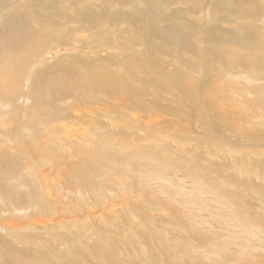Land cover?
Segmentation results:
<instances>
[{
    "label": "bare ground",
    "instance_id": "1",
    "mask_svg": "<svg viewBox=\"0 0 264 264\" xmlns=\"http://www.w3.org/2000/svg\"><path fill=\"white\" fill-rule=\"evenodd\" d=\"M263 126L264 0H0V264H264Z\"/></svg>",
    "mask_w": 264,
    "mask_h": 264
},
{
    "label": "rangeland",
    "instance_id": "2",
    "mask_svg": "<svg viewBox=\"0 0 264 264\" xmlns=\"http://www.w3.org/2000/svg\"><path fill=\"white\" fill-rule=\"evenodd\" d=\"M206 1V0H205ZM142 18H141V20H142V25H147L148 24V21H147V19L142 15L141 16ZM146 22V23H145ZM146 44H145V47L143 48V51L144 52H147L148 54H153L154 52H156V49H154V47L151 45V43L150 42H145ZM165 51V54H166V56H167V58H166V64H164V65H168L167 67H165V68H163V71H166L167 72V76H168V78H166L165 80H167V81H169L170 80V82H172L178 89H179V91H181V95H183V102H177L175 105L176 106H178V107H180L181 108V110H183V111H185L186 112V109L189 111V116H188V118H186V121H185V123H184V125L183 126H181L180 127V129H179V131H178V135L181 137V138H186V141H188V139L189 138H191V133L192 132H195V131H197L198 130V125H200L201 123H202V119L200 120V117H201V113H200V115L198 114L199 112H197L198 110L201 112V108H199L200 107V105H199V103H201V101L202 100H206V99H208V97L207 96H205L204 98H198V95H195V97L193 98V95L191 94V92L189 91V89L188 88H190L189 86V84L187 83V90H186V80L184 79V70H185V67L182 65V66H180L179 65V63H178V61H177V56H176V54L173 52V50H172V48L171 49H169V50H164ZM147 53H145L144 55H143V59L145 60V62L146 63H150V59H149V57H148V54ZM154 62V61H153ZM151 63V65L149 66L150 68H154V69H157L156 67H158L159 65H157V63L155 62V64L154 63ZM155 66V67H154ZM208 77L207 78H203V81L204 82H207L208 81ZM218 85L220 86V89H222V92H223V94L224 95H228V92H227V89H229V86H230V84H228V81H225V82H219L218 83ZM187 91V92H186ZM188 93H190V94H188ZM188 98V99H187ZM192 98V99H191ZM228 100V99H227ZM224 101H226V100H224ZM193 102V103H192ZM179 104V105H178ZM190 104H192V105H194V106H192L191 105V107H189L190 106ZM189 105V106H188ZM198 107V110H197V107ZM209 110H211V109H209ZM191 112V113H190ZM210 112V111H209ZM209 112H207V114L206 115H209ZM191 114V115H190ZM196 114V115H195ZM144 115V114H143ZM193 115V116H192ZM197 115H199V116H197ZM141 117H142V114H141ZM137 120H140V117L137 119ZM141 120H143V119H141ZM140 120V121H141ZM162 127L164 128V125H162ZM263 128H264V126H263ZM132 135L131 134V132L129 131L128 132V136L126 135V134H124L123 133V135H122V137H130V136ZM133 141H136L135 139L133 140ZM260 142L261 143H263V139H261L260 140ZM140 145H142V144H140ZM143 146V145H142ZM130 173V172H129ZM129 175V174H128ZM133 183H135V182H133ZM135 187V189H136V186H134ZM148 197V196H147ZM117 199H118V201H117ZM131 199V198H130ZM119 200L120 201H122L121 203H116V202H119ZM131 201H133L132 199H131ZM136 202L137 203H142L141 201H139V199H137L136 200ZM122 203H125V200H124V198L122 197V196H120V197H118V198H114L113 199V204L114 205H116V206H119L120 204H122ZM256 204H254V203H249L248 204V206H249V208H251L252 206H255ZM94 212H96L97 211V209H92ZM105 211H108V209L107 210H104V215H106V213H105ZM114 213H117L118 211H113ZM110 212H108V214H109ZM152 216H156V212L155 213H153L152 214ZM6 222H9V220L8 221H6ZM12 222V223H11ZM14 222H16L15 220H11L10 221V223L11 224H7L6 223V226L7 227H11V228H13V227H15L16 226V224H13ZM82 222H80V224H81ZM14 225V226H13ZM172 234V233H171ZM173 235V234H172Z\"/></svg>",
    "mask_w": 264,
    "mask_h": 264
}]
</instances>
